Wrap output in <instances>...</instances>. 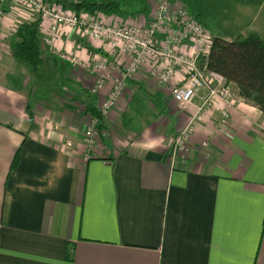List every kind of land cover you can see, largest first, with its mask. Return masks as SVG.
Returning <instances> with one entry per match:
<instances>
[{
    "label": "crops",
    "instance_id": "obj_1",
    "mask_svg": "<svg viewBox=\"0 0 264 264\" xmlns=\"http://www.w3.org/2000/svg\"><path fill=\"white\" fill-rule=\"evenodd\" d=\"M157 3L149 2L147 16L125 9V16L106 17L149 24ZM3 7L0 264H264L260 109L232 89L233 103L218 99L189 153L172 166V140L201 97L180 107L170 86L145 67L128 80L119 104L102 115L96 152L84 160L91 117L86 107L101 112L112 84L94 93L93 67L98 58L124 65L127 55L72 32L63 41L87 63L76 68L51 53L41 28L43 62L34 70L13 49L19 27L40 15L13 1ZM110 75L121 72L112 68ZM182 79L178 75L172 84ZM224 108L230 120L223 126Z\"/></svg>",
    "mask_w": 264,
    "mask_h": 264
},
{
    "label": "built area",
    "instance_id": "obj_2",
    "mask_svg": "<svg viewBox=\"0 0 264 264\" xmlns=\"http://www.w3.org/2000/svg\"><path fill=\"white\" fill-rule=\"evenodd\" d=\"M11 1L18 7L40 15V27L44 30L46 45L51 53L71 63L73 67L86 68L87 63L63 41V37L72 32L97 43L109 53L127 55L128 61L124 65L118 64L115 67L107 59L98 58L93 67L97 73L92 89L94 93H100L112 81L110 91L100 105L103 116L109 115L119 104L128 80L145 67L152 68L151 73L160 85L170 86L171 97L180 107L186 108L201 97L202 103L197 112L172 140L168 151L172 166L189 153L192 137L204 121L206 112L217 107L218 99L233 103V91L226 84L225 78L201 65L211 52L212 37L184 5H178L172 0H158L149 24H131L112 22L100 13H77L48 0H0V29L6 18L3 5ZM112 68L119 70L121 75L112 79ZM178 75L183 76L182 81L172 84ZM203 90L206 94L200 96ZM221 114L222 125H227L230 109H222ZM98 127V118L90 117L84 131V160H89L96 152ZM203 146H207V143H203Z\"/></svg>",
    "mask_w": 264,
    "mask_h": 264
},
{
    "label": "trees",
    "instance_id": "obj_3",
    "mask_svg": "<svg viewBox=\"0 0 264 264\" xmlns=\"http://www.w3.org/2000/svg\"><path fill=\"white\" fill-rule=\"evenodd\" d=\"M50 3L60 4L77 13L85 12L90 15L118 14L121 17L127 12L118 0L108 2H76L69 3L62 0H48ZM176 1V0H172ZM41 19L22 24L16 35L13 54L15 58L38 70L43 62L41 47ZM209 71L221 74L226 84L238 92V96L255 105L264 113V38L257 33H249L234 41L212 37V47L208 58L201 62ZM156 101V100H155ZM87 114L99 120L102 126V114L94 106L86 107ZM101 130V129H100ZM99 130V132H100ZM18 163L15 159L12 167Z\"/></svg>",
    "mask_w": 264,
    "mask_h": 264
},
{
    "label": "rangeland",
    "instance_id": "obj_4",
    "mask_svg": "<svg viewBox=\"0 0 264 264\" xmlns=\"http://www.w3.org/2000/svg\"><path fill=\"white\" fill-rule=\"evenodd\" d=\"M55 1V0H54ZM63 2H108L112 0H62ZM123 8L135 15L151 11V0H118ZM205 27L211 37L227 41L257 33L264 38V0H177ZM61 5L63 3L61 2ZM147 8V9H146ZM107 16V15H105ZM159 127L158 130H160ZM164 130V129H163Z\"/></svg>",
    "mask_w": 264,
    "mask_h": 264
},
{
    "label": "water",
    "instance_id": "obj_5",
    "mask_svg": "<svg viewBox=\"0 0 264 264\" xmlns=\"http://www.w3.org/2000/svg\"><path fill=\"white\" fill-rule=\"evenodd\" d=\"M177 1V0H176Z\"/></svg>",
    "mask_w": 264,
    "mask_h": 264
}]
</instances>
